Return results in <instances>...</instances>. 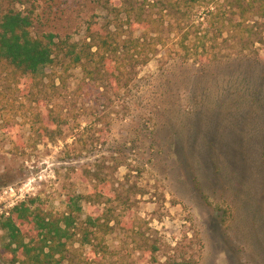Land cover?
<instances>
[{"label": "rangeland", "instance_id": "rangeland-1", "mask_svg": "<svg viewBox=\"0 0 264 264\" xmlns=\"http://www.w3.org/2000/svg\"><path fill=\"white\" fill-rule=\"evenodd\" d=\"M154 1L0 0L1 9L36 5L38 32L74 40L89 21L112 18V8L142 6L166 43L119 87L107 78L84 82L80 68L64 73L59 65L47 73H64L65 83L53 86L49 76L26 97L0 75V216L28 198L62 212L67 195L103 189L105 204L83 200V217L114 212L110 252L100 263L77 244L74 264L189 256L198 264H264V21L251 36L263 40L247 46L239 28L210 25L201 5L197 25L182 29L175 16L161 17L168 3ZM188 29L189 54L181 45ZM6 241L0 230V264H14Z\"/></svg>", "mask_w": 264, "mask_h": 264}, {"label": "trees", "instance_id": "trees-1", "mask_svg": "<svg viewBox=\"0 0 264 264\" xmlns=\"http://www.w3.org/2000/svg\"><path fill=\"white\" fill-rule=\"evenodd\" d=\"M165 1L168 5L158 9L161 17L175 16L182 29L190 28L191 24L197 25L192 17L198 15L194 9L201 5L205 8L204 19L212 26L221 25L217 29L219 32L227 25L239 28L238 35L247 46L263 40L260 36L256 37L259 39H251V36L257 35L253 27L258 19L264 21V0H226L224 3H221L222 0ZM159 3L163 4V0L149 4L155 6ZM36 10V5L22 9L0 8V75L14 81L21 92L26 91V97L49 78L48 68L59 65L64 73L80 68L84 73V82L107 78L114 86L119 87L123 81L128 85L133 80L130 72H134L139 65L147 64L159 45L166 44L162 31L151 26L150 22L156 24L150 21L152 13L144 17L147 9L142 6L114 7L110 12L114 16H108L104 24H99L97 20L89 21L82 40L51 31L38 32L39 15ZM123 12L124 16L121 15ZM233 15H237L238 21L235 22ZM161 24H164L162 20ZM139 26L144 28L141 34L136 33ZM203 32L197 40L202 49H206L208 28ZM191 34L188 29L181 39L187 54L190 50L188 44L191 43L186 44V41L190 40ZM193 47L197 45L194 43ZM206 58L213 59L210 56ZM64 73H56V78L50 76V83L56 86L57 78L60 84L65 83ZM44 128L48 129L47 126ZM103 192L100 189L86 195H67L66 209L62 212L42 209L36 205L35 198L16 203L7 215L0 216V230L4 231L7 239L3 248L6 255L14 264H74V252L78 247H89L93 260L101 263L110 252L107 238L115 227L112 225V221L116 220L114 212L107 208L83 217L82 204L83 200L102 204L105 202L102 200ZM165 264L198 262L192 256L168 257Z\"/></svg>", "mask_w": 264, "mask_h": 264}]
</instances>
